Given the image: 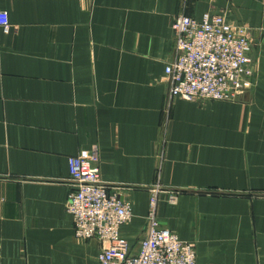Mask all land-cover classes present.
Wrapping results in <instances>:
<instances>
[{
    "label": "crops",
    "instance_id": "0c3cea01",
    "mask_svg": "<svg viewBox=\"0 0 264 264\" xmlns=\"http://www.w3.org/2000/svg\"><path fill=\"white\" fill-rule=\"evenodd\" d=\"M205 13L249 30L244 90L169 99L171 23ZM94 148L132 252L158 187L196 264H264V0H0V264H98L65 208L69 157Z\"/></svg>",
    "mask_w": 264,
    "mask_h": 264
},
{
    "label": "built area",
    "instance_id": "2783aa9c",
    "mask_svg": "<svg viewBox=\"0 0 264 264\" xmlns=\"http://www.w3.org/2000/svg\"><path fill=\"white\" fill-rule=\"evenodd\" d=\"M7 27V26H6ZM175 57L164 73L168 98L183 100H233L244 90L249 54V30L220 14L199 19L176 16L171 23ZM70 189L65 203L76 238L101 242L98 264H196L195 243L179 239L160 227L156 216V191L152 189L145 217L146 234L132 252L120 228L132 220L131 204L116 187L102 182L96 148L88 155L69 157ZM174 200V196L169 198Z\"/></svg>",
    "mask_w": 264,
    "mask_h": 264
}]
</instances>
